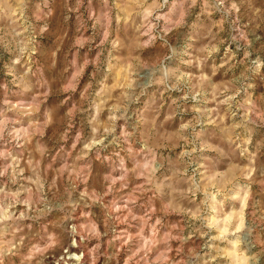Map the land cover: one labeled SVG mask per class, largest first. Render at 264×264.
<instances>
[{
    "label": "rangeland",
    "instance_id": "374dc122",
    "mask_svg": "<svg viewBox=\"0 0 264 264\" xmlns=\"http://www.w3.org/2000/svg\"><path fill=\"white\" fill-rule=\"evenodd\" d=\"M0 264H264V0H0Z\"/></svg>",
    "mask_w": 264,
    "mask_h": 264
}]
</instances>
